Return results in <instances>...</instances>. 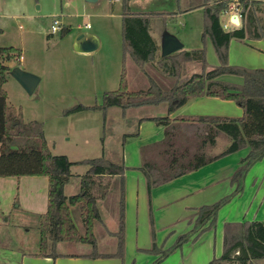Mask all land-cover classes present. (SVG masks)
Instances as JSON below:
<instances>
[{"label":"rangeland","instance_id":"rangeland-1","mask_svg":"<svg viewBox=\"0 0 264 264\" xmlns=\"http://www.w3.org/2000/svg\"><path fill=\"white\" fill-rule=\"evenodd\" d=\"M194 1L196 0H180L179 2L178 0H132L128 6L133 17L149 14L148 18H152L151 15L155 11L186 9ZM122 10L123 0L119 2L114 0H94L92 2L86 0H0V47L20 49L22 58L8 62L7 66L11 70L17 67L40 80L31 95L11 76L7 78L3 88L7 94V104L21 112L24 122L42 123L45 140L52 155L65 156L70 162L99 157H105L115 163L123 161L128 168L127 172L138 165L141 157L140 150L143 147L158 143L163 137V132L162 137L159 134L161 127L152 122H144L139 128L138 120L165 116L166 105L132 108L124 114L118 107L106 110H93L92 108L102 104L104 92L117 90L123 67L126 70L129 91L148 89L149 79L161 88L168 89L174 80L158 65L159 60L164 58L159 51L154 61L143 64L144 73L135 64L131 55L126 54L125 62H123ZM202 14V11L196 12L174 22L182 45L183 43L192 45L202 40ZM54 19L60 22L62 30L64 27L69 32L65 35H62L61 31L52 34L51 24ZM148 20L146 22L143 19L141 22L146 24L150 34L153 22L152 19ZM221 21L228 22L229 16H222ZM87 24L90 26L89 30L85 28ZM128 25L132 27L133 23ZM237 28L240 27L231 26L227 31ZM81 32L93 33L98 40L103 41L102 47L91 54L75 53L71 40H74ZM248 34H246L247 37ZM247 37L245 40L249 41V44L243 43L244 40H232V49L229 48V62L231 59L232 65L261 69L260 67L264 66V58L258 51L259 43ZM207 60L209 62L207 70L218 66V58L214 52L209 51ZM164 62L165 66H170L169 60H164ZM202 71L201 64L186 63L182 78ZM221 80L234 83L242 81L241 78L234 76H224ZM76 106L86 109L65 113ZM201 109L208 115L235 118H238V113L241 112V108L235 103L222 105L221 101L205 104ZM135 134L138 135L135 136ZM226 146L227 141L224 136H221L211 153L219 154ZM245 152L247 153L248 149ZM238 158L229 159L231 164L226 167L225 175L233 173L239 165ZM86 170L87 168L83 166L71 168V179L64 187V194L67 197L89 188L83 181ZM130 174L131 172L129 179L132 175ZM256 177L258 178L255 182ZM107 179L109 178L102 177L95 180L97 183L100 181L105 183ZM43 180L47 184L46 178ZM30 182L25 178H0V264H22L23 255L38 250V218L46 211L47 193L45 192L46 186ZM41 187L44 188V192ZM223 188L220 189L223 190ZM139 189L140 186L137 187V191ZM133 190L131 188V193ZM228 192L229 190H226L213 196L210 194L209 197L193 199V203L194 205H211L221 198L219 194ZM244 192L241 200L235 199L221 210L214 232L207 237L204 236L197 244H186L182 252L177 251L169 255L170 257L164 264H206L210 261L208 257L206 261L203 260L208 254L217 256L222 254L221 234L226 222L238 221V219L243 222L244 220L264 221V161L257 164L248 175ZM91 193L97 198L101 197L97 194V188H93ZM118 198L119 193L115 186L111 196L105 201L97 199L99 200L97 206L100 217L108 220L110 228L115 230L117 229ZM205 198L209 200L205 201ZM137 204V229L140 231L145 221V213L141 200H138ZM183 205L184 203L174 206L168 215L165 214L168 219L165 220L167 224L179 216ZM70 213L74 224L82 232L79 208H71ZM193 216H195L194 210L184 221L187 223V220ZM160 223L158 221L156 226L160 227L162 225ZM173 225L164 232L157 230L159 231V233L156 232L158 244L165 240L163 238L165 232L182 233L184 230L183 221L178 222L177 220ZM187 226V231L192 229V224L187 223ZM103 231L104 228L100 225L94 226L95 239L99 243L101 240L103 242L106 240L107 234H102ZM171 233L164 241L165 247L172 244L177 237L171 241L173 236ZM210 238L212 243L216 244L215 253L212 248L210 250L208 247ZM143 239L144 237L141 238L142 241ZM115 248L116 240L113 236L109 245L99 246V250L103 252L115 250ZM134 253L133 244H129L126 247V256H133ZM136 259L139 262L141 258Z\"/></svg>","mask_w":264,"mask_h":264},{"label":"trees","instance_id":"trees-1","mask_svg":"<svg viewBox=\"0 0 264 264\" xmlns=\"http://www.w3.org/2000/svg\"><path fill=\"white\" fill-rule=\"evenodd\" d=\"M130 1L123 0V43L144 73L143 64L154 61L160 48L148 33L146 24L141 22L143 19L148 22L152 18H148L149 14L133 17L129 12ZM231 3L232 0H203L197 6L204 8L202 40L206 43L209 38L212 42L218 66L207 70L209 62L206 48L192 52L181 50L158 63L169 73L173 84L163 89L149 79L148 89L140 91L128 90L123 67L117 90L104 92L102 104L92 108L106 110L118 107L124 114L132 108L166 105L165 116L138 120V125L152 122L163 128L160 142L140 150L141 164L135 169L141 173L146 185L151 238L150 246L139 248L138 251L155 257L150 264H161L184 244L193 243L207 231L215 229L221 210L244 193L248 175L257 164L264 161V69H249L229 62V48L233 39L244 40L247 33L250 40L264 39V0H238L236 4L242 15L240 28L227 31L221 17L229 10ZM165 22V19L160 18L159 35L166 29ZM129 23H133L132 27H129ZM68 32L64 29L61 34ZM21 54L18 48L0 47V178L45 177L48 181L47 208L38 218L39 247L34 255L56 257L57 244L74 243L89 244L92 251L73 256L122 258L125 251V171L128 168L123 161L115 163L105 157L70 162L65 156L51 154L42 123L24 122L21 112L7 104V94L3 88L11 71L7 63L20 60ZM164 60H169V67L165 66ZM193 62L201 64L203 71L182 78L184 65ZM224 76L238 77L242 81L226 82L221 80ZM205 97L233 102L242 109L243 115L239 118L214 115L171 117L189 100ZM85 109L76 106L65 113ZM221 136L226 139L227 146L219 154H212ZM246 149L248 154L230 177L231 193L211 205L194 209L195 216L187 220L189 225L192 224L191 230L177 236L166 247V239L158 244L151 209V191ZM73 166L87 168L83 181L89 188L67 197L64 187L71 179L70 170ZM102 177H114L119 193L117 229L112 233L116 248L111 253L97 251L94 235V226L100 222V215L98 198L91 191L95 184H99L95 179ZM75 207L79 208L82 232L71 218L70 209ZM233 263H264V222H228L224 225L222 254L215 255L207 264Z\"/></svg>","mask_w":264,"mask_h":264},{"label":"crops","instance_id":"crops-1","mask_svg":"<svg viewBox=\"0 0 264 264\" xmlns=\"http://www.w3.org/2000/svg\"><path fill=\"white\" fill-rule=\"evenodd\" d=\"M119 1H121V0H119ZM119 1H115V2H119ZM179 1L180 0H178V2ZM201 1H203V0H196V1L192 2L191 4H189V6L186 9L185 8L178 9L177 11H175V10H172V11H169V10L168 11L167 10L155 11L152 13V22H153L152 24L153 25L151 24L150 35L154 39V41L157 43L159 48L161 45V37H162V34L159 35V26L161 24V23H159L160 18L165 19V21H166L165 22L166 23L165 24V26H166L165 31L174 35L180 42H182L181 39L178 38L177 30H176V27L174 25V22H176L177 19H182V18H185L189 15H192L196 12L202 11L203 12V14H202V23H203L202 35H203V32H204V8H201V7L198 8L197 7L201 3ZM210 1L215 2L217 0H210ZM158 16H160V17H158ZM222 16H224V17L228 16L227 12L224 13V15H222ZM232 19H233V17H231V18L229 17L228 22H222L221 21L224 26L225 25L228 26L227 30H229L231 28L230 22L232 21ZM87 25H89V24H87ZM238 27H240V26H238ZM64 29L65 28L63 27V30ZM89 29H90V26H89ZM89 29H87V30H89ZM85 33H89V32H85ZM89 34H93V33H89ZM74 40H71V44L74 43ZM256 41L259 43L258 51H259L260 55H262L264 58V39L263 40H256ZM232 43H233V41H231L230 50L232 49ZM243 43L249 44V41L244 39ZM102 45H103V41L99 40L98 49L100 47H102ZM204 48H206L207 54L209 53V51H211V53H213V52L215 53L213 44L209 38H207L206 43H204L203 40H199V42H195L192 45H189V44L185 45V43H183V49L182 50L186 51V52H192V51H196V50H202ZM122 49H123V54H125L124 58L126 57V54H129V56H130V52L124 46L123 40H122ZM96 51H94V52H96ZM77 54L86 55V54H91V53H77ZM215 55H216V53H215ZM263 62H264V60H263ZM230 63H231V59H230ZM231 65H232V63H231ZM260 68L264 69V66L260 67ZM216 101H221L222 105H229V103H232L229 101H222L219 99L207 98V97L191 99L183 107H181V109H179L175 114L171 115V117L174 118L176 116H184V115H195V116L208 115L207 113H204L202 111L203 109H201V107H203L205 104L216 103ZM240 111L241 112H239L238 116H237L238 118L241 115H243L242 109ZM214 116H221V115H214ZM223 117H230V116H223ZM141 125H142V123L139 124V128ZM162 132H163V128L161 127V129L159 130V134H161V137H162ZM247 154H248V152L246 153L244 150V151L235 153L233 155L227 156V157H225V158H223V159H221L215 163H212V164L200 169L197 172L189 173L182 178H179V179L174 180V181H172V182H170L164 186H161V187H158V188L152 190L151 191V209H152L154 226H155L156 232L159 233V231H157V230H161L162 232L167 231L171 226H174L173 224L178 220V222H181V221L184 222V225H185L184 230L182 231V233H180V232L175 233L174 231H173L174 232L173 233L171 231L173 233V236L171 237V241H173L176 236L185 233L188 229L186 228L187 223L184 221V219L189 214H191L194 209H197V208H200L202 206L207 205V204L194 205L195 203H193L194 202L193 199H199L203 196L209 197L210 194H211L210 196H213L214 194H217L218 192H221V191L225 192L226 190H229V192L226 194L221 193L218 196H220L222 198L225 195L231 193L232 186L230 183V177L232 176V174L234 173V171L237 169V167L239 165L236 167V169L233 171V173H229L228 175H225L224 172L227 171L226 167L231 164V163H229V162H231L229 159H231V157H239L238 162L240 164L241 160L243 158H245ZM140 164H141V157H140V161H139L138 165H135L132 168L130 167L131 169H129V171H127V172L125 171L126 172L125 173V229H124L125 251H124V256L122 258L73 256V255H78V254L90 253L92 251L91 246L89 244L63 243V244H57L56 245V252L58 253V256H56V257H36L34 255V253H36L38 251V250H36L34 252L23 255L22 259H21L22 264H150L155 257L151 254H147V253H143V252L138 251L139 248H148L151 244L150 228H149V224H148V198H147L146 185H145V181H144L141 173H138V171L135 170L136 168H138L140 166ZM130 172L132 174V175L130 174L131 180L129 179V173ZM43 178H45V177H28L25 179L31 181L30 183H32V184H40L41 186H46L45 192L47 193L48 181L46 179L47 184H45ZM257 178L258 177L255 178V182H256ZM98 183L99 184H95L94 188H97V194H100V196H101V197H98V198H100L99 200L102 199V201H105V199L107 197L111 196L112 190L116 186L115 185L116 179L114 177H112V178L107 179V182H105V183L103 181H100ZM139 186H140V189H139V191H137V187L139 188ZM222 187H224L223 190H225V191L220 189ZM131 188L134 189L132 193L130 191ZM42 191L44 192V188H42ZM244 193L236 199L241 200ZM102 194L104 196H102ZM222 194H225V195H222ZM99 200L97 202H99ZM138 200H141V203H143L142 208H143V212L145 213V216H144L145 221H144L143 227L140 231H138V229H137V214H138L137 201ZM204 200L207 201V200H209V198H205ZM200 201H203V200H200ZM181 203H184V205L182 206L181 212L178 214L179 216L177 215L178 217L169 221L170 223L167 224V222H165V220L167 221L168 219L166 218L165 214L167 213V215H168L170 212V209L172 207L180 205ZM209 204H211V203H209ZM97 208H98V206H97ZM127 211H128V214H127ZM127 220H128V222H127ZM158 221H160L161 222L160 224H162L160 227L156 226ZM232 222H243V221H239V219H238V221H232ZM244 222H246V221L244 220ZM249 222H252V221H249ZM97 223L95 225H100V227L104 228V231L102 232V234L103 233L107 234L106 240H104V242L102 240L100 241L101 243H99L97 241V251L99 253H111V252H113L114 250H111L108 252L100 251L99 246L109 245V243L111 242L112 233L115 232L116 230L113 228H110L109 222L106 219L103 220V218H101L100 222H97ZM226 223H228V222H226ZM215 229L207 231L197 241H195L193 243H187V244H197L201 239L204 238V236L207 237L212 232H214ZM171 232H165L163 238L166 239L167 236L169 235V233H171ZM156 236H157V234H156ZM223 236H224V226H223L222 234H221L222 251H223ZM142 237H144L143 241L141 240ZM65 244H67V245H65ZM129 244H133L135 253L133 256L127 257L126 256V247ZM185 245L186 244H184L181 249H178L175 252H177V251L182 252ZM65 246H68V247H65ZM208 247H210V250L212 248L213 252L216 249V244L212 243L211 238H210ZM175 252H173V253H175ZM65 255H70V256H65ZM215 255L216 254H208L207 256H205L203 261H206L205 259H207V257L209 260H211V259H213V257ZM137 257L141 258L139 262H137V259H136ZM169 257L170 256H168L161 264H164L168 260ZM203 261H202V263H206Z\"/></svg>","mask_w":264,"mask_h":264},{"label":"water","instance_id":"water-1","mask_svg":"<svg viewBox=\"0 0 264 264\" xmlns=\"http://www.w3.org/2000/svg\"><path fill=\"white\" fill-rule=\"evenodd\" d=\"M92 2L94 0H86ZM232 22L239 24L237 16H234ZM99 47L98 38L89 33L81 32L77 34L73 43V50L76 53H92L96 51ZM183 49L181 42L172 34L164 31L161 37L160 52L162 57L169 56L171 54L177 53ZM10 76L29 94L31 95L38 83L39 78L20 70L15 67L10 71Z\"/></svg>","mask_w":264,"mask_h":264},{"label":"built area","instance_id":"built-area-1","mask_svg":"<svg viewBox=\"0 0 264 264\" xmlns=\"http://www.w3.org/2000/svg\"><path fill=\"white\" fill-rule=\"evenodd\" d=\"M114 1H119V0H114ZM238 0H233L229 6V10L227 11V14L228 16L231 18V17H234V16H237V19L239 21V24H235L234 22H230V25L231 26H240L241 24V18H242V15H241V10L239 9L238 5L236 4ZM236 4V6H235ZM226 13V12H225ZM85 28L89 29V25H86ZM224 28L227 30L228 29V26H224ZM59 31H62V28L60 26V22L57 20V19H54L52 21V24H51V33L52 34H56L57 32Z\"/></svg>","mask_w":264,"mask_h":264}]
</instances>
